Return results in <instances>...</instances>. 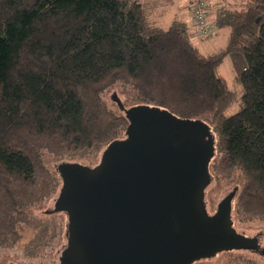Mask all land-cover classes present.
<instances>
[{"label": "trees", "instance_id": "trees-1", "mask_svg": "<svg viewBox=\"0 0 264 264\" xmlns=\"http://www.w3.org/2000/svg\"><path fill=\"white\" fill-rule=\"evenodd\" d=\"M214 17L231 28L229 42L205 54L193 24L152 25L144 0H0L1 244L20 239L29 206L55 188L44 150L74 161L126 135L124 109L117 114L103 96L118 82L136 90L134 103L120 100L125 107L148 103L204 119L216 142L210 172L243 176L236 219H264V0L218 6ZM226 54L240 97L220 72ZM50 235L42 228L33 244Z\"/></svg>", "mask_w": 264, "mask_h": 264}, {"label": "water", "instance_id": "water-1", "mask_svg": "<svg viewBox=\"0 0 264 264\" xmlns=\"http://www.w3.org/2000/svg\"><path fill=\"white\" fill-rule=\"evenodd\" d=\"M126 135L95 165L63 161L52 212L68 217L59 264H193L221 251L256 248L236 229L232 194L208 214L205 189L215 135L202 118L158 105L123 106Z\"/></svg>", "mask_w": 264, "mask_h": 264}, {"label": "rangeland", "instance_id": "rangeland-1", "mask_svg": "<svg viewBox=\"0 0 264 264\" xmlns=\"http://www.w3.org/2000/svg\"><path fill=\"white\" fill-rule=\"evenodd\" d=\"M193 0H144L145 12L149 23L168 27L176 19H183L193 24L194 11L192 9ZM208 11V21L213 30L210 36L192 35L194 43L205 53H220L226 50L231 28L219 26L214 14L218 6L239 7L242 0H199ZM212 11V12H211ZM212 14H211V13ZM194 33V31H193ZM220 72L227 79L229 87L234 90L238 97L242 94L241 86L235 80L232 60L226 54L220 64ZM103 96L108 105L117 114L122 112L119 101L126 102L127 106L136 100V90L130 85L118 82L106 88ZM238 102L226 110L231 114L238 110ZM43 159L50 168L55 178V188L46 198L33 203L29 206L28 222L20 223V239L11 244L0 243V264H59V257L62 249L67 243V224L68 217L65 212H51L54 201L58 196L62 185V177L57 169L59 163L67 161L66 157L58 156L48 150H44ZM101 154H92L84 158L76 159L84 164L94 165L100 161ZM212 180L205 189V203L208 214L218 212L220 202L228 195L232 194V216L236 229L249 236L258 235L260 247L264 248V219L256 218L253 220H237L235 217V203L238 190L243 184V176L238 174L232 179H224L215 172ZM238 187V188H237ZM42 228H47L50 238L44 244H33ZM32 242V244H30ZM36 248V250H33ZM234 257H238L241 264H264V254L250 249H232L219 252L211 258L201 259L196 264H229Z\"/></svg>", "mask_w": 264, "mask_h": 264}, {"label": "built area", "instance_id": "built-area-1", "mask_svg": "<svg viewBox=\"0 0 264 264\" xmlns=\"http://www.w3.org/2000/svg\"><path fill=\"white\" fill-rule=\"evenodd\" d=\"M197 2L192 1V9L194 11L193 31L197 35H210L212 34V26L207 21L204 10L196 5Z\"/></svg>", "mask_w": 264, "mask_h": 264}, {"label": "flooded vegetation", "instance_id": "flooded-vegetation-1", "mask_svg": "<svg viewBox=\"0 0 264 264\" xmlns=\"http://www.w3.org/2000/svg\"><path fill=\"white\" fill-rule=\"evenodd\" d=\"M232 200V199H231ZM53 208V207H52ZM52 208H49L48 210L49 211H51L52 212ZM255 236H257L258 237V235H255ZM258 239H259V237H258ZM250 250H252V251H258V249H256V248H249ZM260 250H264V248H261L260 247ZM259 252V251H258ZM261 254H264V251H262V252H260Z\"/></svg>", "mask_w": 264, "mask_h": 264}, {"label": "crops", "instance_id": "crops-1", "mask_svg": "<svg viewBox=\"0 0 264 264\" xmlns=\"http://www.w3.org/2000/svg\"><path fill=\"white\" fill-rule=\"evenodd\" d=\"M181 19V18H180Z\"/></svg>", "mask_w": 264, "mask_h": 264}]
</instances>
